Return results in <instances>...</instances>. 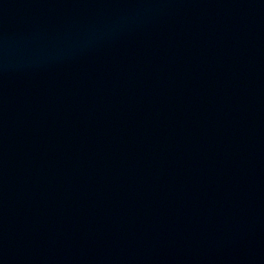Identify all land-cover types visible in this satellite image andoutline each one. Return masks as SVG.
<instances>
[{
  "label": "water",
  "instance_id": "water-1",
  "mask_svg": "<svg viewBox=\"0 0 264 264\" xmlns=\"http://www.w3.org/2000/svg\"><path fill=\"white\" fill-rule=\"evenodd\" d=\"M0 264H264V0H0Z\"/></svg>",
  "mask_w": 264,
  "mask_h": 264
}]
</instances>
